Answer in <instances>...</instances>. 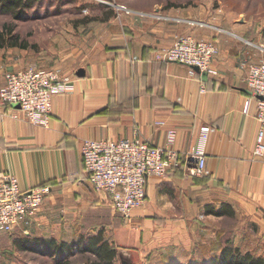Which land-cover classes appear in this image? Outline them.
<instances>
[{
    "label": "crops",
    "instance_id": "obj_1",
    "mask_svg": "<svg viewBox=\"0 0 264 264\" xmlns=\"http://www.w3.org/2000/svg\"><path fill=\"white\" fill-rule=\"evenodd\" d=\"M166 14L173 19L156 22L124 16L117 21L115 16L107 22L93 21L100 28L91 47L83 50L79 67L70 74L48 69L73 82L70 92L52 99L48 128L0 109V171L16 176L23 191L50 187L37 213L11 233L29 235L35 227L45 228L51 222L50 209L60 200L79 215L109 207V196L95 192L83 171L85 140L131 139L137 130L143 140L164 147L171 130L176 133L173 148L181 166L165 177L148 178L146 203L133 212L129 223L140 227L137 243L141 252L148 250L146 264L152 250L158 264L213 263L221 245L197 253L196 247H201L191 241L195 232L190 223L206 208L222 204L232 207L239 222L234 246L264 259V154L253 155L260 125L256 101L245 85L248 66L263 56L258 46L237 35L191 27L185 22L192 20L190 16ZM181 36L216 46L214 75L191 77L186 67L155 59ZM3 67L0 87L5 69H24L18 63ZM203 126L211 129L205 147L207 175L196 178L188 175L184 155ZM4 235L8 234L0 237Z\"/></svg>",
    "mask_w": 264,
    "mask_h": 264
},
{
    "label": "rangeland",
    "instance_id": "obj_2",
    "mask_svg": "<svg viewBox=\"0 0 264 264\" xmlns=\"http://www.w3.org/2000/svg\"><path fill=\"white\" fill-rule=\"evenodd\" d=\"M36 1L35 7L19 21L0 15V30L4 25L14 26L20 42L30 47L27 50L19 48L0 50V65L3 64L5 67L6 64L18 63L22 68L29 65L41 69L58 68L70 74L81 64L83 50L91 47V39L98 34L100 28L96 22L89 25H82L81 22L86 19H101L102 13L106 11H114L117 21L126 16L156 22L170 21L173 18L166 13L174 11L190 16L191 21L205 23L227 32L226 34L237 35L256 46H264V0ZM5 71L4 74L11 72V69ZM61 203L62 200L57 201L50 209L51 222H48L45 228L35 227L36 230L29 235L14 231L1 236L0 264H54L49 258L17 251L14 243L24 237H46L74 243L80 237L95 234L99 230H102L105 239L118 249L114 264H146L148 250L140 251L139 247L142 245L137 243V240L141 231L133 221L131 224L124 221L111 210L110 205L93 213L85 211L79 215L71 206ZM155 225L157 224H153ZM238 226L239 222L236 219L207 217L205 212L199 214L195 223H190V231L195 232L191 241L201 247V249L196 247V252H207L218 246L219 233H223L224 237L233 242ZM111 239H114L115 244ZM151 253L153 254V250ZM152 254L148 256L149 263L158 264L157 255ZM92 260L91 256L78 255L71 259V263L87 264Z\"/></svg>",
    "mask_w": 264,
    "mask_h": 264
},
{
    "label": "built area",
    "instance_id": "obj_3",
    "mask_svg": "<svg viewBox=\"0 0 264 264\" xmlns=\"http://www.w3.org/2000/svg\"><path fill=\"white\" fill-rule=\"evenodd\" d=\"M185 22L191 27L223 32L205 23ZM257 48L263 58L248 66L245 85L256 101L255 118L260 129L253 155L259 158L264 154V46ZM217 55L218 49L212 42L181 36L175 38L168 48L157 52L155 59L184 66L191 77H196L214 75L211 64ZM72 88L70 77L29 65L21 71L4 74L0 109H5L12 118L20 116L32 125L48 128L52 99L70 92ZM250 102H246L245 112ZM210 131L209 126H203L194 147L184 155L189 176L201 178L207 175L205 147ZM134 133L131 139L85 140L81 147L83 171L90 187L95 192L106 193L111 210L128 223L133 212L146 203L148 178L165 177L181 166L179 155L173 148L174 131L166 133L164 147L143 140L137 130ZM49 192L48 186L23 191L16 176L0 171V234L11 233L24 218L34 216Z\"/></svg>",
    "mask_w": 264,
    "mask_h": 264
},
{
    "label": "trees",
    "instance_id": "obj_4",
    "mask_svg": "<svg viewBox=\"0 0 264 264\" xmlns=\"http://www.w3.org/2000/svg\"><path fill=\"white\" fill-rule=\"evenodd\" d=\"M36 0H0V15L19 21L26 17L27 13L35 7ZM104 10V9H103ZM101 19H86L81 22L86 25L93 21L107 22L115 17L113 11L102 13ZM14 26L4 25L0 30V50L19 48L27 50L30 47L20 42L15 33ZM205 215L216 218L234 220L235 213L230 205L222 204L219 208H206ZM221 250L211 264H264L263 258H255L250 252H242L234 246L232 240L224 237L223 233L217 235ZM17 251L30 253L49 258L54 264H72L71 259L76 256L88 255L93 258L87 264H114L117 258V250L107 239L102 230L95 234L80 237L74 243L57 241L46 237H24L14 243Z\"/></svg>",
    "mask_w": 264,
    "mask_h": 264
}]
</instances>
